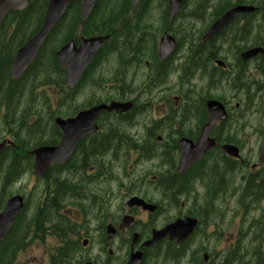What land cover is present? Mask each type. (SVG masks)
Segmentation results:
<instances>
[{"label":"flooded vegetation","instance_id":"af4514ba","mask_svg":"<svg viewBox=\"0 0 264 264\" xmlns=\"http://www.w3.org/2000/svg\"><path fill=\"white\" fill-rule=\"evenodd\" d=\"M4 59L10 61L9 56ZM7 64L1 63L0 59L1 67L6 68ZM104 115V121L108 122V113ZM174 158H179L176 149ZM93 169L90 165L86 168L88 173L93 172ZM224 173V170L214 172L204 180L191 177L176 179L172 181L170 189L161 194L160 201L153 196L138 194L148 202L157 201L160 206L163 204L160 212L158 206L154 212L137 207L127 211L117 208L113 212L108 201L118 196L120 188L116 191L108 188V177L98 178L97 181L87 179L82 188L84 193L79 199L71 204L61 202L62 209L56 213L59 218L57 236L54 238L52 235V242L59 249L75 250L69 264H127L131 254L136 253L141 254L137 264H203L205 259L207 264H224V230L227 224L235 232L237 223L234 219L226 223L225 213H202L199 210L202 206L207 210L206 197L212 181L215 177L219 178V175L223 177ZM183 175L185 174L181 176ZM226 175L229 181H240V170L236 167H228ZM74 180L75 185H79L82 178H73L72 181ZM92 183L97 184L90 186ZM150 192L151 195L154 193ZM221 192L220 186L214 187L213 193L218 195V207L220 204L224 206L225 201H234L231 197L225 199ZM163 200L167 201L168 207ZM233 203L235 205V201ZM192 219L195 220L194 225L191 223ZM124 220L130 226L122 228ZM183 220L186 223V235L182 242L171 239L168 235H159L157 240L147 244L154 232L177 221L182 222L181 228L185 227ZM232 239L236 240V237L232 236ZM64 261L60 256L56 264H65Z\"/></svg>","mask_w":264,"mask_h":264},{"label":"water","instance_id":"95a60500","mask_svg":"<svg viewBox=\"0 0 264 264\" xmlns=\"http://www.w3.org/2000/svg\"><path fill=\"white\" fill-rule=\"evenodd\" d=\"M72 1L73 0H49L47 13L42 27L23 48L18 50L15 55L12 73L14 77L18 75V73L21 72L31 61V59L36 55L42 40L47 35L57 19L62 15L66 6ZM78 1H80V3L82 4L81 14L82 18L84 19L88 15L95 0ZM136 1L137 0H134V3ZM180 1L181 0L170 1L171 13L176 11L178 3ZM25 3L26 0H0V22L9 8L19 10L24 6ZM242 9L243 8L238 7L228 11L223 17L216 21V23L209 31V34L217 32ZM104 39L105 37H97L85 40L78 50L74 48L73 44L69 43L57 53V56L61 60V63L68 69L67 77L69 82H73L76 80L84 65L87 64L90 60L92 54L94 53V50L97 48V45L100 44ZM208 105L210 109L211 119H215L216 117L218 118V116L216 115L218 110H216L215 108L218 104L216 102L210 101ZM128 106L129 104L112 103L107 108L108 110L115 109L117 111H124L128 108ZM102 107L105 106L100 105L91 108L90 110L80 113L76 118L68 119L66 121L60 119L56 120L59 128L63 132L62 140L57 147H41L34 151L35 172H43L50 162L64 161L72 152L76 141L87 132H93L95 130V117L99 109ZM184 141L186 140H182L179 143L183 147V157L180 165L181 168H184L189 162H192L193 160L199 158L203 154V152L210 147L208 144L206 145V143H204V140H200L195 146L190 142H186V144H184ZM226 149L230 150L232 149V147H226ZM231 154L236 155L234 152H232ZM261 160L264 161V149L261 155ZM20 206L21 199L19 197H15L8 202L5 209L0 213V240L10 226Z\"/></svg>","mask_w":264,"mask_h":264},{"label":"rangeland","instance_id":"374dc122","mask_svg":"<svg viewBox=\"0 0 264 264\" xmlns=\"http://www.w3.org/2000/svg\"><path fill=\"white\" fill-rule=\"evenodd\" d=\"M211 7L213 6V3L210 5ZM195 10V4H191L186 10L185 13H191L193 14ZM154 14H157L156 11H154ZM156 16V15H155ZM207 19L205 18H201L199 20L196 21H192L191 26L189 25V23H191L190 20H188V18L186 16L180 15L177 20L175 21L174 25H173V29L174 30H178L180 34H182L183 37H186V35L184 33H190L191 30H199L202 29L204 24L206 23V21L208 20L209 16H206ZM159 18V16H158ZM189 25V26H188ZM190 28V29H189ZM233 33V31H232ZM222 40V39H221ZM221 40H219L218 42H220ZM233 51V48H228L226 50V54L229 56L230 52ZM223 53V52H222ZM180 57V56H179ZM111 59V58H108ZM108 64H113L112 61L107 63H103L102 64V68L104 69L102 71V74L104 76H111V68H108ZM143 66L144 63H140L139 65H135L133 67L128 68L129 71V76L126 77V80L129 82L130 87L135 88L137 87L139 84H141V82H143V78H142V74L141 72H143ZM177 73L171 75L169 77V82L167 83L168 85L165 86H172L173 81L177 80ZM256 78H260L261 80L264 78V75H260V74H256L255 76ZM197 81L198 86L203 85L204 81H201V79L199 80H195ZM104 85V83H103ZM108 88V92L112 91V83L108 82V86L106 87ZM94 89V88H93ZM97 92H103V89L100 90L99 88L95 89ZM41 91V89H37L36 94H39ZM47 93L49 92L46 91ZM212 93L217 94V95H224L225 100L227 101V103L232 106L235 102H238V98H243V95L241 93H239L237 96L235 94V92L229 88L227 85L222 84L221 87H216L213 90H211ZM28 107L30 108V110L37 108L38 106H35L33 108L32 104H29ZM20 110H18L19 112ZM243 110H232L233 114H239L241 113ZM257 115V112H254L251 108H247L244 110V116L247 118L246 120H241L238 122L237 126L241 125L243 122V124L240 126V130L236 131V134L239 137V141L240 144H242V155L244 158H248L251 161H254L256 159L257 156V149H258V144H257V134H254L252 132L253 130V125H255V123H258V121L256 120L255 116ZM29 116V115H28ZM31 116H34V114H31ZM20 118L16 116L15 120L10 121L9 123L6 124V126H10V125H14L19 123ZM136 123L133 124L131 127H129V130L132 132H136L138 133L142 128V121L140 120L139 117L136 118ZM2 126V124H1ZM5 126V125H4ZM1 136L3 135V132L0 131ZM50 138V135L48 132L44 131L40 141H46L47 139ZM143 167L144 165L140 166V169L143 171ZM118 172V170H116ZM4 175H6L5 172H0V177H3ZM143 176V174H142ZM26 185L27 187H30L31 185V181H30V177L29 174L26 173V175L20 180V182H15L14 184L8 186L5 190V194H8L9 192H14V191H20L23 192L24 194L26 193ZM3 194H1L2 196ZM31 196V195H30ZM27 196L28 197V201H34V197L33 196ZM262 205H264V199H262V201H260L257 204H253L251 206H249V212L246 215V220L249 221L251 218L256 217L259 218L260 217V213L258 210H256V208H254V206L257 207H261ZM224 207V206H222ZM234 209V203H230V205L225 206V208L221 209L219 208V212L218 213H233L231 212ZM229 211V212H227ZM235 213V211H234ZM245 225H247V222H245ZM44 250H51V248H49L48 246H44L43 244H39V245H34V246H28L24 251H22L18 257V263L17 264H38L39 260H41V256L42 253L44 252Z\"/></svg>","mask_w":264,"mask_h":264},{"label":"trees","instance_id":"16d2710c","mask_svg":"<svg viewBox=\"0 0 264 264\" xmlns=\"http://www.w3.org/2000/svg\"><path fill=\"white\" fill-rule=\"evenodd\" d=\"M4 58H7V57L5 55H0L1 63H9L10 62L9 60H6ZM7 67H8V65H7ZM2 69L5 70L6 68L2 67ZM6 92H7V90H6ZM36 194L41 196L39 191H37ZM31 196H33V194H31ZM33 197H34V200H37V198H36L37 196L35 194ZM54 212H56V207L49 200H47L44 196L43 200L41 202V205L39 206V208L36 210L35 213H42L43 214V213H54ZM41 217L42 216L40 214H37L35 216V219L37 221H39ZM8 236L9 235H7V237L4 239V241L0 245V264H12V260L14 257L13 255L15 254V251H16L15 250L16 247H15L14 243H12V242L10 243L11 240L9 239Z\"/></svg>","mask_w":264,"mask_h":264},{"label":"bare ground","instance_id":"6f19581e","mask_svg":"<svg viewBox=\"0 0 264 264\" xmlns=\"http://www.w3.org/2000/svg\"><path fill=\"white\" fill-rule=\"evenodd\" d=\"M7 65H9V63H8ZM6 67H7V66H6Z\"/></svg>","mask_w":264,"mask_h":264}]
</instances>
